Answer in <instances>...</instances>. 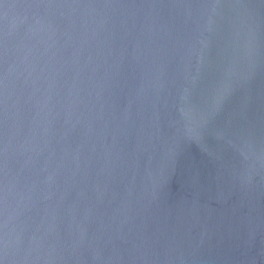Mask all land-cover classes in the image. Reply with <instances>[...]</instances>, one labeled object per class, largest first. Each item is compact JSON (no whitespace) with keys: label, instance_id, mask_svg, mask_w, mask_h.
<instances>
[{"label":"water","instance_id":"1","mask_svg":"<svg viewBox=\"0 0 264 264\" xmlns=\"http://www.w3.org/2000/svg\"><path fill=\"white\" fill-rule=\"evenodd\" d=\"M0 264H264V0H0Z\"/></svg>","mask_w":264,"mask_h":264}]
</instances>
